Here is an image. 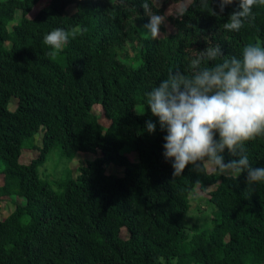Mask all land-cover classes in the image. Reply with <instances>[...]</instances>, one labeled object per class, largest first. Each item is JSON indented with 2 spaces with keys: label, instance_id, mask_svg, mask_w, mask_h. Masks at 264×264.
Listing matches in <instances>:
<instances>
[{
  "label": "trees",
  "instance_id": "obj_1",
  "mask_svg": "<svg viewBox=\"0 0 264 264\" xmlns=\"http://www.w3.org/2000/svg\"><path fill=\"white\" fill-rule=\"evenodd\" d=\"M185 1L148 0L149 11L164 16ZM204 3L168 16L174 33L162 23L153 38L142 0H0V205L26 200L0 218V264H264V183L248 188L246 173L225 177L211 162L173 179L162 155L166 133L146 103L169 70L196 71L191 60L209 46L224 54L209 66L248 44L264 46L262 0L238 32L223 25L239 0L223 12L219 0ZM57 27L69 40L52 49L43 38ZM149 119L155 133L145 128ZM244 143L250 163L264 167V133ZM57 147L68 163L78 152L95 157L57 182L44 167ZM30 150L38 156L23 163ZM110 165L122 175H108ZM211 187L208 225L188 228L193 191Z\"/></svg>",
  "mask_w": 264,
  "mask_h": 264
},
{
  "label": "clouds",
  "instance_id": "obj_2",
  "mask_svg": "<svg viewBox=\"0 0 264 264\" xmlns=\"http://www.w3.org/2000/svg\"><path fill=\"white\" fill-rule=\"evenodd\" d=\"M230 3L233 0H219L221 12ZM255 4L257 0H239L237 10L229 15L223 28L238 32L246 20L254 19ZM142 7L149 17L143 25L144 32L155 38L163 18L149 11L148 0H142ZM69 35L57 27L45 34L43 43L60 49ZM223 56L216 44L191 60V67L197 69L191 74L169 70L166 78L146 93V103L158 118L160 130L166 133L162 155L171 164L173 179L183 175L189 165L192 172L199 174L205 162H211L225 177L246 173L249 188L264 183V167L250 163L244 143L264 133V46L248 44L241 56L224 57L208 65ZM202 63L204 66L199 67ZM145 128L155 133L157 123L149 119ZM226 150L234 159L225 163Z\"/></svg>",
  "mask_w": 264,
  "mask_h": 264
},
{
  "label": "rangeland",
  "instance_id": "obj_3",
  "mask_svg": "<svg viewBox=\"0 0 264 264\" xmlns=\"http://www.w3.org/2000/svg\"><path fill=\"white\" fill-rule=\"evenodd\" d=\"M192 0H186L184 3L181 4H175L170 6L166 12L165 15L162 16L163 18V24L166 25L167 28V34L174 33V28L168 23L167 17L168 16H176L178 13H182L185 11V9L188 7V5L191 3ZM40 10V8H35L34 12L30 15L31 17H34L36 13ZM76 12V8L74 6H71L67 13L69 15ZM18 21V20H17ZM15 21V22H17ZM15 22L10 23L9 27L10 29L15 25ZM162 36V35H161ZM131 53H134L133 50H131ZM17 99L13 98L11 103V110H14L17 106ZM139 113H142V110H138ZM96 113V111H95ZM98 114L99 117H102L100 113ZM101 122L105 124L106 126L109 125L111 122L109 120H106L104 118H101ZM42 135L36 136V143L39 144L41 142ZM124 155H127L132 161H136L138 158V155L135 151L131 149H125ZM38 156V151L30 150L25 151L24 154L21 157V161L23 163H29L33 158ZM95 157L92 153H86V152H78L75 159L72 162H67V159L63 157L62 152L60 150V147H57L53 150V152L50 154L47 163L45 164V168L48 170L49 175L51 176L50 179L55 180L57 182H60L62 178H64L67 173H71L74 176H77L78 172L76 168L86 165L89 160H93ZM67 163V166H64L62 163ZM5 167V163L0 161V172L1 169ZM123 173V168L117 167L115 165H110L107 168V174L108 175H117L121 176ZM3 181V177L0 173V184ZM213 190V187L209 188L208 191H202L201 189H195L191 196V209L189 213L186 215V223L188 225V228L190 229H202L203 227H206L209 223V219L211 218V214L214 211L213 206L209 203V192ZM26 200L22 197H14L7 201L6 203H3L0 205V218H5L9 216L15 209L16 205L18 204H25ZM121 235L123 238H128V232L126 229H123L121 232Z\"/></svg>",
  "mask_w": 264,
  "mask_h": 264
}]
</instances>
